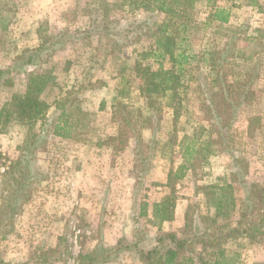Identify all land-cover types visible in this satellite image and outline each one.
I'll list each match as a JSON object with an SVG mask.
<instances>
[{
    "label": "rangeland",
    "instance_id": "rangeland-1",
    "mask_svg": "<svg viewBox=\"0 0 264 264\" xmlns=\"http://www.w3.org/2000/svg\"><path fill=\"white\" fill-rule=\"evenodd\" d=\"M257 1L258 5H251L250 0H216L231 10L225 27H232V31L217 23L203 28L210 8L205 2L200 5L199 27L192 30L194 48L229 47L223 53V59L233 61L227 71L234 68L236 73L253 74L251 86L257 97L239 110L231 131L236 140L234 151L211 155L207 165L189 171L177 183V218L159 227L150 216L140 214L143 201L150 203L151 210L152 204L170 191L166 183L171 160L163 154L173 127L170 108H165L155 133L143 131L149 145L145 151L149 158L144 162L137 161L132 140L124 151L115 153L110 145L99 147L94 142L55 136L49 125L41 131L40 123L35 126L41 131L35 149L23 151L20 147L25 145L28 127L13 122L3 130L0 126V205L2 196L8 194L11 174L20 176L21 169H32L33 176L29 178V197L12 219L13 231L5 237L0 233V260L81 264L79 255L102 241L105 247L117 248L109 261L100 264H142L136 245L149 247L160 233L181 230L190 207L198 212L213 208L201 187L238 169L234 157L248 161L243 172L246 184L235 183L238 207L246 197V186L264 189V129L247 132L248 117H264V0ZM116 3L119 1L0 0V67L11 70V82L0 85V110L13 93L25 91L28 71L51 69L55 80L44 93L45 100L53 103L72 90L71 97L88 113L87 122L94 130L86 136L95 141L96 134L116 135L119 126L112 115L114 96L125 87L131 104L145 106L134 67L139 54L153 46L149 29L155 30L164 19L162 13L114 6ZM234 43L235 50L241 52L230 58ZM30 54L35 56L33 65L25 64ZM249 54L253 57L244 60ZM165 64L169 66L167 60ZM123 65L125 85L120 72ZM194 75L178 122L179 137L197 133L200 125L211 128L216 121L200 110L205 97L198 88L211 89L210 71L201 66ZM57 114L52 108L49 118L53 120ZM178 154L174 167L180 161ZM36 172L39 174L34 175ZM7 221L9 218L6 229L11 227ZM227 250L232 264H264V241L235 239L227 244Z\"/></svg>",
    "mask_w": 264,
    "mask_h": 264
},
{
    "label": "trees",
    "instance_id": "trees-1",
    "mask_svg": "<svg viewBox=\"0 0 264 264\" xmlns=\"http://www.w3.org/2000/svg\"><path fill=\"white\" fill-rule=\"evenodd\" d=\"M114 6L130 7L134 10H147L164 14V19L149 29L152 33L153 46L141 52L135 63V74L140 79L139 91L144 98V107L130 103L129 90L121 87L113 99L112 115L119 129L116 135L96 134L95 141L86 134L94 130L90 128L88 113L72 98V90L65 91L53 103L44 98V93L54 84L55 75L51 69L41 71L30 70L27 73V87L23 92L13 93L9 101L0 110V126L5 129L13 122L28 127L25 145L21 150L35 149L37 140L45 126H50L53 135L62 138L94 142L96 146L110 145L115 153L124 151L130 141H134L135 154L138 162H144L146 147L144 130H152L163 119L165 108L172 110L173 127L169 132L167 144L163 145V154L171 160L168 172L167 192L159 201L152 204L151 218L159 227L166 221L175 218L177 205L176 185L189 171L203 167L209 163L211 155L223 151H234L236 140L231 133L239 110L245 105L253 104L257 95L252 88L254 75L236 73L234 68L227 71L226 67L233 64L223 59L228 48L217 49L212 45L197 50L192 43V30L199 27L197 14L200 5L205 2L210 8L203 28L216 23L223 29L231 16V10L217 4L216 0H118ZM251 5H258L257 0H250ZM235 43L230 48L228 57L241 52L235 50ZM43 48L40 47V52ZM249 54L244 60L252 58ZM37 58V57H36ZM151 62H146V60ZM165 60L169 66H166ZM35 56L30 54L25 64L33 65ZM201 66L209 69L211 89L198 88L205 97L200 110L207 118H214L211 128L199 126L194 134L184 133L179 137L178 122L184 112L189 81L195 78ZM125 66L120 69L123 85L127 79ZM10 68L0 67V85L11 82ZM218 88V89H215ZM207 95V96H206ZM58 111L56 118H49L50 110ZM247 132L254 133L258 128L264 129V117L252 115L248 117ZM40 123L41 131L35 126ZM182 130H184L182 128ZM160 144V141H156ZM179 153L180 161L175 166V155ZM234 166L229 176H218L214 182L202 185L203 194L213 208L206 212L192 210L185 212V224L181 230L160 233L150 247H139L138 253L142 264H232L228 255L227 244L235 239H245L251 243L264 241V189L246 186V197L238 207L236 182L246 184L243 172L247 170L245 158L234 157ZM147 163V162H146ZM20 162L18 161V165ZM149 164V163H148ZM16 165V164H15ZM21 175L11 174L10 182L3 195L0 205V233L2 237L13 231V218L21 211L28 199L29 178L31 170L21 169ZM39 174V172L34 173ZM141 215L149 216V202L143 201ZM234 216L236 218H234ZM11 226L4 227L6 219ZM99 241L96 247L79 255L81 264H100L110 260L111 252L117 247H105ZM119 248V247H118ZM47 259V257H45ZM0 264L8 263L0 260ZM36 264H45V261Z\"/></svg>",
    "mask_w": 264,
    "mask_h": 264
},
{
    "label": "crops",
    "instance_id": "crops-1",
    "mask_svg": "<svg viewBox=\"0 0 264 264\" xmlns=\"http://www.w3.org/2000/svg\"><path fill=\"white\" fill-rule=\"evenodd\" d=\"M159 200H161V199H159ZM159 200H158V201H159ZM149 204H150V203H149ZM151 212H152V209H151V210L149 209V216H150V217H152V216H151ZM175 217L177 218V210H176V208H175ZM145 247H147V246H145ZM149 247H150V246H149Z\"/></svg>",
    "mask_w": 264,
    "mask_h": 264
},
{
    "label": "built area",
    "instance_id": "built-area-1",
    "mask_svg": "<svg viewBox=\"0 0 264 264\" xmlns=\"http://www.w3.org/2000/svg\"><path fill=\"white\" fill-rule=\"evenodd\" d=\"M1 170H5V167H2Z\"/></svg>",
    "mask_w": 264,
    "mask_h": 264
}]
</instances>
